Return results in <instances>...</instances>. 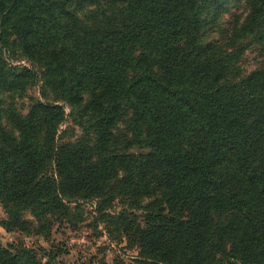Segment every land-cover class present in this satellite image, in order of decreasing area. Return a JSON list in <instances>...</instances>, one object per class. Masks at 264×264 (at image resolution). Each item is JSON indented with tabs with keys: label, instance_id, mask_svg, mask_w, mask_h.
<instances>
[{
	"label": "trees",
	"instance_id": "obj_1",
	"mask_svg": "<svg viewBox=\"0 0 264 264\" xmlns=\"http://www.w3.org/2000/svg\"><path fill=\"white\" fill-rule=\"evenodd\" d=\"M82 204L135 264H264V0H0L1 227L48 239Z\"/></svg>",
	"mask_w": 264,
	"mask_h": 264
},
{
	"label": "rangeland",
	"instance_id": "obj_2",
	"mask_svg": "<svg viewBox=\"0 0 264 264\" xmlns=\"http://www.w3.org/2000/svg\"><path fill=\"white\" fill-rule=\"evenodd\" d=\"M228 12L235 14H242V9L232 2L228 6ZM230 14V13H229ZM229 14L226 12L223 15V25H226ZM12 61L14 66L28 67V63L24 60ZM258 57L254 53L247 52L243 60V70L245 72L253 70L259 63ZM39 98V84L32 86L26 93V98L18 101V109L23 113L29 107L31 99ZM67 112L68 110L65 109ZM68 120L62 126L61 130L65 129L68 125ZM75 134L78 135V130ZM74 132L69 130L66 138H72ZM139 153L142 151L135 150ZM76 217L75 226L63 224L62 226L55 227L51 236L48 239L36 236H27L19 232H6L1 227V222L4 219V214L0 208V244L3 246L8 245H21L30 250H37L39 248L45 251L59 250L61 255L57 258L58 262L64 264H135L134 259L136 253L134 250L125 247V243L116 244L111 242L107 236L103 225L101 223H94V206L91 204H82L78 212L73 211Z\"/></svg>",
	"mask_w": 264,
	"mask_h": 264
}]
</instances>
